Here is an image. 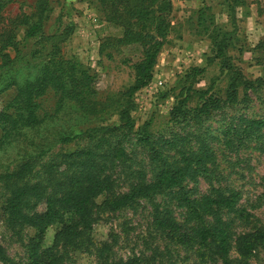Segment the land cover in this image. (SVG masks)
<instances>
[{
  "label": "trees",
  "instance_id": "trees-1",
  "mask_svg": "<svg viewBox=\"0 0 264 264\" xmlns=\"http://www.w3.org/2000/svg\"><path fill=\"white\" fill-rule=\"evenodd\" d=\"M10 1L0 0V85L3 84L0 92L13 87L15 93L0 109V175L8 168L2 159L9 150L16 149V156L25 162L15 172L2 176L21 179L31 171V159L54 144L101 130L133 128L131 111L135 106L134 95L153 78L158 55L171 28V2L95 0L102 20L120 30L119 36H108L102 40L99 52L110 49L105 56L113 58L114 53H122L125 47L135 45L140 49L137 59L129 63L133 73L131 83L115 95L99 99L91 69L77 56H66L62 52V45L73 32V25L67 24L46 32L45 24L51 10L47 0L40 1L30 13L7 18L2 10L3 5ZM218 2L224 6L230 29L215 20L210 5H203L197 10L196 26L209 40L207 61L216 62L224 84L221 86L220 81L213 79L206 87H197L204 68L191 66L185 70L180 76L176 101L169 110V121L172 123L188 120L197 123L213 111L247 99L248 91L264 85L262 77L249 78L245 75L228 54L234 35L239 31L238 8L244 0ZM21 30L20 38L18 34ZM29 43V51L25 53L24 47ZM8 49L15 52L14 56H10ZM18 61L22 63L18 68H24L23 73L14 68ZM48 92L53 93L55 101L53 107L46 111L40 99ZM67 106L91 120H103L106 115L115 112L119 125L49 130L48 121L61 118ZM237 125L227 132L229 143L234 140L243 142L264 129V118H240ZM140 140L150 148L154 160L160 158V152L152 147L153 141L147 134ZM112 151L104 156L109 159L110 165L104 160L98 161L95 157L99 155L91 149L76 153L79 167L70 177L68 188L57 196L46 195L40 184L7 183L8 195L2 206L5 222L10 227L33 229L34 236L29 241L23 263L6 256L0 247L1 264H61L70 250L83 246L101 213L119 211L130 207L138 199H148L165 190L172 192L177 205L184 208L189 224L178 223L170 216H157L156 222L173 240L195 247L201 262L220 259L224 264H230L229 253L235 248L237 264H249L248 259L254 249L264 244L263 228L236 235L232 221L224 216L233 212L236 218L249 220L245 209L238 207L241 197L238 191L210 185L207 193L198 194L189 185L190 181L200 177L209 181V174L213 172L214 154L206 143L201 142L199 151L180 150L179 158L165 163L150 181L145 180L143 173H132L134 181L124 191L118 189L120 179L114 174L116 160L122 162L125 151L123 147H115ZM261 184L264 188V177ZM39 202L43 207L36 210ZM51 226H57L52 244L41 248V241ZM118 264H142V261L132 257Z\"/></svg>",
  "mask_w": 264,
  "mask_h": 264
},
{
  "label": "rangeland",
  "instance_id": "rangeland-1",
  "mask_svg": "<svg viewBox=\"0 0 264 264\" xmlns=\"http://www.w3.org/2000/svg\"><path fill=\"white\" fill-rule=\"evenodd\" d=\"M40 1L44 0H11L3 5L2 13L7 18L30 13ZM47 1L51 10L45 24L46 32L67 24L73 25V32L62 45V52L66 56H77L91 69L97 98L115 95L129 85L133 74L129 63L137 59L140 49L135 45L128 46L122 53H114L113 58L105 56L110 49L99 52L102 40L108 36H119L120 30L102 20L95 0ZM170 2L171 28L158 55L151 82L134 95L135 106L131 111L134 125L131 130H101L54 144L31 159L32 169L21 179L2 176L15 172L25 162L16 156V149L9 150L2 159L8 168L0 175V247L12 260L18 263L26 260L34 230L10 227L5 222L2 206L8 195L7 183L40 184L46 195H60L68 188L70 177L79 167L76 153L86 149L99 155L95 157L98 161L104 160L110 165L111 162L104 156L113 153L115 147L124 148L125 159L122 162L116 160L114 174L120 179L118 189L124 191L134 181L132 173H143L145 180L150 181L165 163L175 162L179 158L180 150L199 151L201 142H204L214 154L213 172L209 174V181L200 177L190 181L189 185L198 194L207 193L210 185L238 191L241 196L238 207L245 209L249 220L238 219L233 212L226 213L224 216L232 221L234 233L238 235L264 229V188L261 184L264 177V129L243 142L227 141V132L238 126L240 118H264V85L248 91L247 99L213 111L197 123L190 120L179 123L169 121V110L176 101L175 94L181 85L180 76L185 70L191 66L204 68L197 87H206L213 79L220 81L221 86L224 84L216 62L207 61L210 44L203 31L196 26L197 10L203 5H210L215 20L230 29L224 6L218 0ZM238 17L239 31L234 35L228 54L249 78L260 76L264 79V0H244V4L238 8ZM18 35L21 38L22 30ZM258 43L260 46H257ZM29 47L30 43L24 47L25 53H28ZM8 50L10 56H14L15 52ZM18 65L22 63L18 61L14 68L23 73L24 68H18ZM14 93L13 87L0 92V109ZM40 100L44 110L49 111L55 96L48 92ZM64 109L61 118L48 121L49 130L119 125L115 112L106 115L103 120H91L71 107ZM145 134L153 141L152 147L160 152L159 159L154 160L150 148L140 140ZM30 200L34 201L33 198ZM42 207V202H39L36 210ZM157 216H170L178 223L189 224L184 208L177 205L172 192L165 190L151 198L138 199L130 207L119 211L101 213L83 246L70 250L61 264H118L132 257H138L142 264H224L220 259L201 262L195 247L173 240L158 226ZM56 229L57 226L47 229L41 248L51 246ZM228 259L230 264H237L235 248L230 251ZM248 262L264 264V244L254 249Z\"/></svg>",
  "mask_w": 264,
  "mask_h": 264
}]
</instances>
